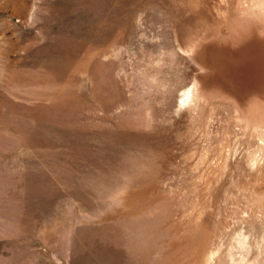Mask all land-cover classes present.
Instances as JSON below:
<instances>
[{"label":"rangeland","instance_id":"obj_1","mask_svg":"<svg viewBox=\"0 0 264 264\" xmlns=\"http://www.w3.org/2000/svg\"><path fill=\"white\" fill-rule=\"evenodd\" d=\"M0 264H264V0H0Z\"/></svg>","mask_w":264,"mask_h":264}]
</instances>
